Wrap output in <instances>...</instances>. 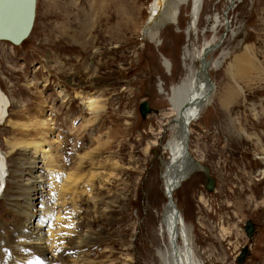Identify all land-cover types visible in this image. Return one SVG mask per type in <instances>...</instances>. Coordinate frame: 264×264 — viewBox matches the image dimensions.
Segmentation results:
<instances>
[{
  "label": "rangeland",
  "instance_id": "rangeland-1",
  "mask_svg": "<svg viewBox=\"0 0 264 264\" xmlns=\"http://www.w3.org/2000/svg\"><path fill=\"white\" fill-rule=\"evenodd\" d=\"M154 1L36 0L29 36L20 45L0 41V89L9 103L0 122L1 264L36 255L16 237L18 227L24 214L55 203L48 170L34 154L12 145L38 137L14 122L48 111L53 168L82 174L78 186L91 181L64 204L73 218L65 227L74 236L56 244L74 245L81 233L90 240L81 241L79 261H72L76 249L64 248L53 263L160 264L156 254L167 243L159 228L166 202L161 163L173 143L169 93L190 63L183 62L185 50L194 53L213 39L218 48L207 59L215 87L209 105L189 124L188 145L193 159L208 166L215 187L207 191L204 176L193 170L175 191L174 203L190 232L187 255L196 264H237L244 244L250 254L243 264H264V0H202L197 16L186 0L177 23L164 24L151 40L144 30ZM242 52L248 63L236 78L240 93L228 71L235 72L234 58ZM78 92L98 100L95 111ZM143 100L150 110L142 118ZM38 175L44 180L38 191L46 196L34 201L37 192L26 181ZM247 219L255 224L250 241ZM177 242L183 246L181 238Z\"/></svg>",
  "mask_w": 264,
  "mask_h": 264
},
{
  "label": "bare ground",
  "instance_id": "bare-ground-1",
  "mask_svg": "<svg viewBox=\"0 0 264 264\" xmlns=\"http://www.w3.org/2000/svg\"><path fill=\"white\" fill-rule=\"evenodd\" d=\"M185 2L186 0H155L152 4L151 10V12H154V14H152L149 18V20L151 21V25L146 27L144 33L148 34L150 39L153 40L158 36L159 29L164 24L175 25L177 23L179 7ZM191 2V10L193 12L191 16H194L198 13L197 9L200 7V3L202 2V0H191ZM150 28L152 30H149ZM187 32L189 33V30ZM214 41L215 40L213 39L211 41H208V43H203L199 50L194 51V53H192L188 49L185 50L183 62H186L187 59L190 61V63L188 66L185 63V75L176 85L171 87L169 93L168 100L171 107L168 110L167 116L173 119L168 125L169 129L172 131L173 143H168L170 157H168L166 161H164V163H161L163 167L161 179L163 183L166 202L163 206L161 220L159 221V225H161V227L159 228H161V232L166 234L167 243L165 251L163 249L161 253L156 254L160 259V264H196V262L194 260L192 261V258L187 255V253H190L189 250L191 249V236L181 217L182 214L180 215L179 211L177 210L173 195L175 191L179 189L181 183L186 178H188V176L193 172V170H195V168L198 167L197 164H200L198 161L193 159L194 157L189 151V124L193 119L197 118L201 109L209 105L211 101V95L215 86L213 81L212 84L207 81L206 75L204 74V68L207 67L209 73L211 63L210 60L207 59V57H209L210 59L211 54H213V52L218 48L217 44L214 43ZM247 63L248 62L246 61V56L242 52L234 58L233 64L235 72L228 71L236 89L240 93H242V88L237 82L236 78L237 75L241 76L245 74V72L247 71ZM213 64H215V66ZM213 64L212 66L216 67L218 65V61H213ZM166 66L168 67L167 62ZM62 92H64L62 88H59L58 93L60 94ZM76 95L80 98L82 97V94H80V92H78ZM82 100L88 110L95 111L98 102L95 97L91 95L85 96L84 98L82 97ZM225 102L228 101L224 100V103ZM7 104V98L0 93V122L3 121L6 114L5 112L7 109ZM47 111L48 110H46L45 112ZM40 117L41 118H35L33 120L25 119L26 121H20V124H18V122H14V125L15 123H17V125L15 126L18 127L19 125L20 128L26 130V133L28 130L37 131L38 137L36 139L24 138L25 140H20V142L18 143L13 142L15 144L12 143V145L15 147L18 146L27 153L34 154L35 157H37V162L40 163L42 167L44 166L48 170V172L50 173L49 178L52 177L49 179V181L52 180V194L54 196L53 200H55V203H53V207L51 208L47 207L38 209L37 212L33 215L31 212L24 214V216H26L23 218L21 225L18 227L19 234H16V237L20 236L22 245L26 246L28 249H31L36 255L32 256V258L28 256L17 257L16 261H11V264H45V262H47V264H53L54 259L58 258V256L60 257V251H64V248L69 250H77L79 254L75 256L76 258H72V261L76 262L79 261L78 258L81 259L82 257L80 254V248L82 247L80 246V243H82L81 241L83 240L87 243V241L90 240L86 238L88 237L86 233H81L79 234V237H77V239H79L74 243V245H71L69 243L64 245L65 242H62L63 244L61 243L60 245L56 244L57 240H62V238L65 237H68L70 239L73 238L71 236H74V231L70 230L68 227H65V223L67 225L68 223H72L71 220L73 218H71V213L66 210V205L64 204L73 201L72 195L76 193L77 190L80 189L81 192H85L91 186V181H82L81 185L78 186L79 180L82 179V174H77L72 169L69 171H61L58 169L55 170V168H53L55 167L52 160L53 153L51 154L50 150V142H52L50 135L53 132L52 116L48 111V114L46 113L43 115V117ZM97 141L99 142V140ZM161 147L163 148V145L159 144L160 150ZM87 153L88 152L80 155V160H82V158H85V156H87ZM3 158V154L1 155L0 153V181H3L2 184H4L3 174L5 172V169L3 167ZM190 158L192 159V161H190ZM42 167L38 166L37 168L39 169ZM78 167L75 168L78 169ZM56 171H60L59 173L61 175ZM262 173L264 174V170ZM40 177L41 175H38L34 179H29L26 181V185H28V188L29 185H32L34 193L35 191L37 192V195L35 197L33 196L34 201L42 199L43 194L38 191V187L39 184L44 183V180L40 179ZM2 184L0 182V190L2 188ZM63 192H69L70 196L65 199L63 198V200L59 199L58 196ZM61 233L64 235H62ZM179 238L184 241L183 246H180L178 244L177 240ZM12 247L17 249L19 247V244H13ZM166 255H168L167 258ZM38 257H40V260H35Z\"/></svg>",
  "mask_w": 264,
  "mask_h": 264
},
{
  "label": "water",
  "instance_id": "water-1",
  "mask_svg": "<svg viewBox=\"0 0 264 264\" xmlns=\"http://www.w3.org/2000/svg\"><path fill=\"white\" fill-rule=\"evenodd\" d=\"M35 4L36 0H0V41L8 42L11 45H18L28 37L34 22ZM204 74L206 75L207 81L212 84L207 67L204 68ZM149 110L147 101H141L139 103L138 111L142 118ZM190 161H192L191 158ZM197 165L199 168L197 167L195 171L200 170L203 173L205 187L208 191H212L215 181L210 175L208 166L202 164ZM244 231L250 241L255 231V225L251 219L245 221ZM249 254V246L247 244L243 245L236 256V263L243 264Z\"/></svg>",
  "mask_w": 264,
  "mask_h": 264
}]
</instances>
